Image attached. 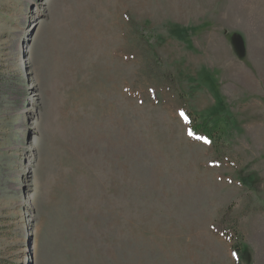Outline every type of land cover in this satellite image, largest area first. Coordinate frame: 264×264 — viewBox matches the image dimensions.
I'll return each mask as SVG.
<instances>
[{"label": "rangeland", "instance_id": "obj_1", "mask_svg": "<svg viewBox=\"0 0 264 264\" xmlns=\"http://www.w3.org/2000/svg\"><path fill=\"white\" fill-rule=\"evenodd\" d=\"M0 264H264V0H0Z\"/></svg>", "mask_w": 264, "mask_h": 264}, {"label": "trees", "instance_id": "obj_2", "mask_svg": "<svg viewBox=\"0 0 264 264\" xmlns=\"http://www.w3.org/2000/svg\"><path fill=\"white\" fill-rule=\"evenodd\" d=\"M128 21L130 24H132V21L130 19H128ZM183 112L186 121L188 122V128L190 132L195 134H200V133L207 134L213 146H215L216 143H221L222 141H224L222 131L215 124H210L205 119H200L201 117L199 115H195L188 110H184ZM242 178L244 185L248 189L255 190L256 188L255 180L249 179L248 177H242ZM226 215H227V211H226ZM225 218L226 216H223L221 221H223ZM233 240L234 241L232 244V251L238 259L239 256H242L244 247H243V234L237 229H234Z\"/></svg>", "mask_w": 264, "mask_h": 264}, {"label": "bare ground", "instance_id": "obj_3", "mask_svg": "<svg viewBox=\"0 0 264 264\" xmlns=\"http://www.w3.org/2000/svg\"><path fill=\"white\" fill-rule=\"evenodd\" d=\"M204 1H211V0H204ZM222 2H223V0H222ZM226 3V2H225ZM233 3L232 2H230L228 5H232ZM222 5H224V3L223 4H221V6L220 7H222ZM227 5V6H228ZM224 7V6H223ZM223 7L221 8V11H223ZM232 7V6H231ZM229 8V7H228ZM231 9V8H230ZM231 12H232V9H231ZM222 13V12H221Z\"/></svg>", "mask_w": 264, "mask_h": 264}, {"label": "snow or ice", "instance_id": "obj_4", "mask_svg": "<svg viewBox=\"0 0 264 264\" xmlns=\"http://www.w3.org/2000/svg\"><path fill=\"white\" fill-rule=\"evenodd\" d=\"M181 115H183V114H181ZM190 135H191V133H189ZM205 142H207V141H205Z\"/></svg>", "mask_w": 264, "mask_h": 264}]
</instances>
